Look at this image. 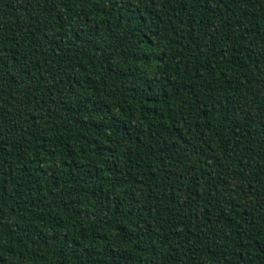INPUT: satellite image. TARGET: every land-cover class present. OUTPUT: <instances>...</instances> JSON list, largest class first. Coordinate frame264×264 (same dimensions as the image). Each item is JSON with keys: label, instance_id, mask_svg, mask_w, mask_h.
Returning a JSON list of instances; mask_svg holds the SVG:
<instances>
[{"label": "trees", "instance_id": "trees-1", "mask_svg": "<svg viewBox=\"0 0 264 264\" xmlns=\"http://www.w3.org/2000/svg\"><path fill=\"white\" fill-rule=\"evenodd\" d=\"M0 264H264V0H0Z\"/></svg>", "mask_w": 264, "mask_h": 264}]
</instances>
